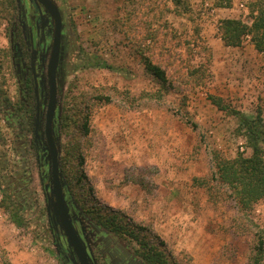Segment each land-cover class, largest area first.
Returning <instances> with one entry per match:
<instances>
[{"label": "rangeland", "instance_id": "1", "mask_svg": "<svg viewBox=\"0 0 264 264\" xmlns=\"http://www.w3.org/2000/svg\"><path fill=\"white\" fill-rule=\"evenodd\" d=\"M53 1L72 46L53 139L65 203L78 208L81 225L93 227L98 210L114 211L170 264H251L258 239L264 243V197L243 218L225 187L209 181L212 153L251 154L236 116L211 97L264 122V53L249 37L225 46L218 29L228 18L250 24L259 0ZM144 57L165 71L168 92ZM36 141L0 122V202L1 190L8 195L0 246L11 264H63L47 212L49 159L38 162Z\"/></svg>", "mask_w": 264, "mask_h": 264}, {"label": "flooded vegetation", "instance_id": "2", "mask_svg": "<svg viewBox=\"0 0 264 264\" xmlns=\"http://www.w3.org/2000/svg\"><path fill=\"white\" fill-rule=\"evenodd\" d=\"M47 1L56 6L59 20L56 55H53L55 18L44 4L38 0H0V122L6 127L15 126L19 138L30 136L34 141L37 137L38 162H43L48 154L45 125L50 104V63L55 57L54 111L50 124L53 138L60 81L67 69L69 48H72L63 12L53 0ZM47 190L44 184L43 191L47 193ZM66 208L82 256H78L50 208L51 234L63 264H147L136 249L123 241L121 234L95 221L93 227L84 228L78 208L69 200Z\"/></svg>", "mask_w": 264, "mask_h": 264}, {"label": "trees", "instance_id": "3", "mask_svg": "<svg viewBox=\"0 0 264 264\" xmlns=\"http://www.w3.org/2000/svg\"><path fill=\"white\" fill-rule=\"evenodd\" d=\"M253 4L250 24L239 19L229 18L219 22L220 39L225 46L238 47L246 37H249L254 49L257 52L264 53V2L259 0ZM142 64L145 71L153 77L160 89L163 92H168L170 84L165 71L147 57L142 58ZM100 66L103 67L104 65ZM104 68L108 67L104 66ZM211 101L219 110L236 116L239 122V130L245 137L251 154L249 156L238 154L233 159L227 160L216 153H212L213 169L209 181L225 187L237 211L240 212L243 218H248L254 204L264 197V122L259 112L254 117H250L229 109L221 98L211 97ZM81 164L82 161H80L79 166ZM206 184L203 183L204 186H207ZM1 193L0 206L8 208V205H4L8 200V195L4 190H1ZM106 211L98 210L95 212L96 217H94V220L96 223L118 234H127L129 238L136 242L138 245L137 252L147 264H170L167 261L168 257L164 249L154 246L146 237L138 235V231L134 233L137 228L124 223L122 215L118 212ZM10 215H12V218L15 216L13 213ZM13 220L16 225H19L17 218ZM263 244V241L258 239L251 257V264H261ZM0 264H11L7 252L1 246Z\"/></svg>", "mask_w": 264, "mask_h": 264}, {"label": "water", "instance_id": "4", "mask_svg": "<svg viewBox=\"0 0 264 264\" xmlns=\"http://www.w3.org/2000/svg\"><path fill=\"white\" fill-rule=\"evenodd\" d=\"M42 4L45 5L46 9H49L50 13L55 18V35H54V42H53V55H56V49L58 44V38H59V20L57 18V12H56V6L53 3H49L47 0H38ZM54 59L52 58L50 63V104L49 109L46 116V125H45V134H46V146H47V158L49 159V173H50V192L53 197V204H52V213L54 215L55 221H57L61 228L63 229L66 237L68 238V241H70V244L74 247L76 253H78V256L81 258L82 252L79 245V242L76 238V233L74 232L72 225L69 220L68 211L66 208V203L64 199L63 189H62V180H61V174L59 171V161H58V152L56 149V145L54 143V140L52 138L51 133V119L54 111V84L52 82V71L54 66ZM37 118V115L35 116ZM37 120L35 121V123ZM37 126V124H36ZM36 137V136H35ZM48 187V185H47ZM48 215L50 216L49 206L47 209Z\"/></svg>", "mask_w": 264, "mask_h": 264}]
</instances>
